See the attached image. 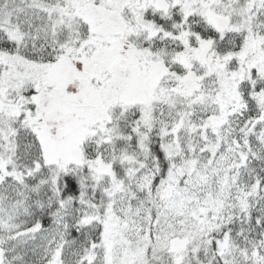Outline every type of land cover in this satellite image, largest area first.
Wrapping results in <instances>:
<instances>
[{"label":"snow or ice","instance_id":"obj_1","mask_svg":"<svg viewBox=\"0 0 264 264\" xmlns=\"http://www.w3.org/2000/svg\"><path fill=\"white\" fill-rule=\"evenodd\" d=\"M0 264H264V0H0Z\"/></svg>","mask_w":264,"mask_h":264}]
</instances>
